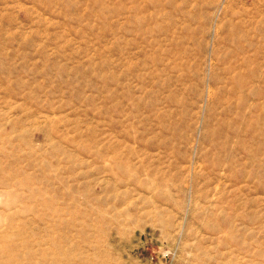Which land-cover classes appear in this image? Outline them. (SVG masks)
Wrapping results in <instances>:
<instances>
[{
	"label": "rangeland",
	"instance_id": "374dc122",
	"mask_svg": "<svg viewBox=\"0 0 264 264\" xmlns=\"http://www.w3.org/2000/svg\"><path fill=\"white\" fill-rule=\"evenodd\" d=\"M9 225L31 264H264V0H0Z\"/></svg>",
	"mask_w": 264,
	"mask_h": 264
},
{
	"label": "bare ground",
	"instance_id": "6f19581e",
	"mask_svg": "<svg viewBox=\"0 0 264 264\" xmlns=\"http://www.w3.org/2000/svg\"><path fill=\"white\" fill-rule=\"evenodd\" d=\"M4 227L0 226V264H31V236L10 225Z\"/></svg>",
	"mask_w": 264,
	"mask_h": 264
}]
</instances>
